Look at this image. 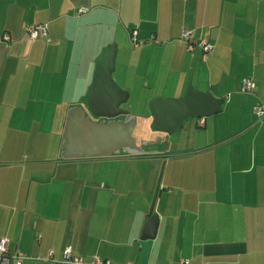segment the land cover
Returning <instances> with one entry per match:
<instances>
[{"label": "crops", "instance_id": "1", "mask_svg": "<svg viewBox=\"0 0 264 264\" xmlns=\"http://www.w3.org/2000/svg\"><path fill=\"white\" fill-rule=\"evenodd\" d=\"M37 23L46 34L24 37ZM184 29L212 51H189ZM4 34L0 238L28 257L21 264H58L66 246L111 264H264V115L253 113L264 102V0H0ZM111 45L113 79L129 92L139 80L148 105L192 86L223 98L221 110L145 155L63 159L67 112L86 108ZM145 159L162 162L160 175L157 165L128 167L127 179L95 165ZM152 205L155 236L141 239Z\"/></svg>", "mask_w": 264, "mask_h": 264}, {"label": "water", "instance_id": "2", "mask_svg": "<svg viewBox=\"0 0 264 264\" xmlns=\"http://www.w3.org/2000/svg\"><path fill=\"white\" fill-rule=\"evenodd\" d=\"M114 45L95 60L92 81L88 88L86 108H70L67 112L61 140L60 156L63 159L108 157L120 153L140 155L145 153L133 135L136 128L134 116L122 105L129 93L113 79L115 68ZM224 99L210 92L189 86L175 98L157 97L149 105L153 130L172 134L181 129L189 118H204L218 113ZM122 117V118H121ZM158 216L150 207L141 239L155 236Z\"/></svg>", "mask_w": 264, "mask_h": 264}, {"label": "built area", "instance_id": "3", "mask_svg": "<svg viewBox=\"0 0 264 264\" xmlns=\"http://www.w3.org/2000/svg\"><path fill=\"white\" fill-rule=\"evenodd\" d=\"M87 11L86 7L78 8V13H84ZM46 23L32 24L26 27L24 31V37L29 40H35L38 37H42L46 33ZM131 42L134 46L138 45V38L136 31H133L130 35ZM9 35L4 34L0 39L1 42H8ZM181 40L186 43V47L189 51H193L196 47L200 48L204 53L210 52L213 49V45L207 39L204 38H193L191 31L184 29L181 35ZM254 82L250 78L242 79L241 90L243 92H252L254 88ZM253 113L257 117L264 115V102H259L253 107ZM200 123L203 122V118H199ZM27 256L18 251H10L8 239L5 237L0 238V264H21ZM188 261H181L180 264H187ZM58 264H111L109 259H101L96 256H91L89 261H85L82 257H78L72 254L71 247L66 246L62 253V259L58 261Z\"/></svg>", "mask_w": 264, "mask_h": 264}, {"label": "rangeland", "instance_id": "4", "mask_svg": "<svg viewBox=\"0 0 264 264\" xmlns=\"http://www.w3.org/2000/svg\"><path fill=\"white\" fill-rule=\"evenodd\" d=\"M119 62L120 60L115 58V66L116 64L118 66L120 64ZM134 71L135 69H133L132 73H134ZM132 88H133L132 92H129L127 90L129 93L128 100L122 106L128 109L130 115L134 116L135 118L136 128L134 129L133 135L135 138H137L138 142H140L141 140L146 142L145 145L146 149H150L152 151L161 149L164 147L165 141L170 142V140L175 139L174 137L176 135H174L173 133L165 134L153 130L151 126V116L149 110L150 104L148 105V98L150 97L151 93H148L147 91L142 89L141 84H139V80L138 82H136V84H133ZM195 120H196L195 118H189L184 121V124L187 125L188 123L191 122L194 123ZM159 161L157 159L116 160V161H101L95 165L100 168L101 167L102 168L113 167V169L116 168L115 171L117 170L118 173H120L121 171L120 175L124 176L125 179H127L128 167H134V169H143L145 167H148L149 165H157L160 168L159 170V175H160L162 162Z\"/></svg>", "mask_w": 264, "mask_h": 264}, {"label": "flooded vegetation", "instance_id": "5", "mask_svg": "<svg viewBox=\"0 0 264 264\" xmlns=\"http://www.w3.org/2000/svg\"><path fill=\"white\" fill-rule=\"evenodd\" d=\"M123 107V106H122ZM124 108V107H123ZM122 118V117H121ZM136 140H137V138H136ZM137 143L139 144V142H138V140H137ZM143 149H144V151H145V153H143V154H140V155H145V154H147V152H148V149H146V147L145 146H143Z\"/></svg>", "mask_w": 264, "mask_h": 264}, {"label": "trees", "instance_id": "6", "mask_svg": "<svg viewBox=\"0 0 264 264\" xmlns=\"http://www.w3.org/2000/svg\"><path fill=\"white\" fill-rule=\"evenodd\" d=\"M78 10V9H77ZM38 24V23H37ZM46 30H47V27H46ZM46 34V33H45ZM43 37V36H42ZM38 38H40V37H38ZM37 38V39H38ZM36 40V39H35ZM180 40H181V38H180ZM182 41V40H181ZM130 43H131V45L134 47V44L131 42V39H130ZM186 44V43H185ZM199 119V118H198ZM76 256V255H75Z\"/></svg>", "mask_w": 264, "mask_h": 264}]
</instances>
